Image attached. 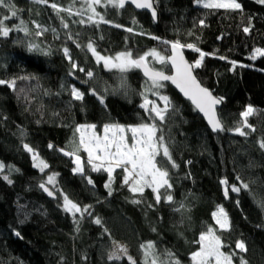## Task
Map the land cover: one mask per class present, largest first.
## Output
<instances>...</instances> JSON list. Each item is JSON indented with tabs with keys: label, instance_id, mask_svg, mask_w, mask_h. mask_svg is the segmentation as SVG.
Returning <instances> with one entry per match:
<instances>
[{
	"label": "trees",
	"instance_id": "1",
	"mask_svg": "<svg viewBox=\"0 0 264 264\" xmlns=\"http://www.w3.org/2000/svg\"><path fill=\"white\" fill-rule=\"evenodd\" d=\"M53 2L65 8L72 5V0H49V4ZM239 2L243 6L242 13L205 9L194 0H156L157 22L146 12H136L128 5L123 10L98 6L97 10L106 14V19L124 27L116 28L113 24L81 26L72 23L79 17L69 19L67 13H60L70 25L69 29H64L50 6L36 4L33 0H13L15 6L23 10L19 16L28 22L33 35L13 31L9 37L0 38V78L34 75L39 78V88L28 93L34 99L27 103L23 97L17 99L7 86H0V161L20 169L19 173L12 174L11 185L0 177V264H20L21 261L22 264H58L60 257H63V264H129L124 257L120 261L107 260L112 239L126 245L137 264L143 262L140 244L148 241L155 242L158 251H173L181 264H191L190 253L198 248L194 241L198 240L199 233L207 226L215 227L211 214L218 204L229 212L233 224V231L223 234L229 245L223 250L235 249V241L243 239L248 251L240 255L249 264H264V211L253 199V194L264 197V151L257 144L264 139V57L250 59L252 48L264 47V6L255 0ZM80 7L79 3L75 5V8ZM0 14L8 12L0 9ZM249 15L252 31L245 34L242 27L247 24ZM200 19L205 20V27L199 26ZM33 20L56 32L49 30L42 37H36ZM17 23V19L7 22L9 27ZM126 27H132L133 32L124 30ZM190 30L198 41L188 36ZM68 33L74 39H77L75 34L80 33L78 42L82 45L89 38L94 39L98 50L105 55L126 49L141 55L153 48L167 55L168 47L152 39L153 36L170 41L180 39L183 43L196 42L205 52L217 54L206 57L203 67L195 74L214 95L225 97L219 110L227 126L233 127L240 121V112L250 103L260 110L249 118L256 131L247 138L228 131L211 132L190 102L167 83L164 91L181 110L179 117L165 127L173 145L174 159L180 165L178 169H171L174 202L162 200L155 205L150 189L145 190L142 198L134 196L121 184L122 170L115 174L113 195L109 197L104 188L106 173H93L86 165L85 175L90 176L95 185L90 186L80 175H73L64 160H50L43 144L50 140L58 148L72 150L78 143L77 124L94 123L101 134L105 123L141 122L143 112L138 107L141 103L138 93L145 78L138 70L128 73L129 93L109 96L106 107L91 95H86L82 102L69 103L70 94L62 90V84H75L85 92L91 85L80 83L87 79L84 73H77L78 78L67 75L71 66L63 55L64 46L69 47L73 59L81 67L96 74L99 91L103 92L105 82L114 85L118 73L98 66L86 48H77L67 40ZM218 36L223 38L217 39ZM29 41L50 48L51 55L28 53L25 46ZM183 51L190 62L198 56L190 49ZM219 55L237 61L235 69L230 70L231 64L218 59ZM149 61L151 63V58ZM164 71L170 72L168 65L164 66ZM36 85L35 80H21L17 88L27 90ZM45 90L51 94L44 95ZM20 128L27 132L24 141L35 146L49 163L50 169L45 173L34 169L30 156L23 151ZM81 155L86 160V154ZM188 160L192 161L190 165L184 163ZM53 172L59 173L58 184L71 199L82 205H93L94 215L102 218L103 227L109 229L111 237L102 236L103 228L88 217L81 222L80 232H75L72 217L58 208V200L49 199L37 186ZM237 174L245 182L256 183L251 185V192L244 191L238 197L231 194L232 198L225 200L219 179L228 177L230 182H235ZM133 199L142 202L134 204ZM236 199L240 200L239 207ZM177 202L184 203L183 213L173 210L179 207ZM149 204L155 206L149 208ZM20 205L29 212L23 224L19 223L25 219ZM39 208L46 214L37 212ZM13 229L20 231L22 238L16 237ZM234 264H239L238 257L234 258Z\"/></svg>",
	"mask_w": 264,
	"mask_h": 264
},
{
	"label": "snow or ice",
	"instance_id": "2",
	"mask_svg": "<svg viewBox=\"0 0 264 264\" xmlns=\"http://www.w3.org/2000/svg\"><path fill=\"white\" fill-rule=\"evenodd\" d=\"M34 3L40 5H48L55 10L60 18L61 26L64 29H69L70 25L60 13H67L69 19L79 17L78 20H72V23H78L81 26L93 25L99 27L101 24H113L111 20L105 18L106 14L97 10L98 6H111L115 9L123 10L126 3H130L138 10H150V15L153 21L158 18V10L156 0H72V5L69 7H61L53 2L49 4V0H33ZM197 5H202L205 9H224L231 12H243L242 3L239 0H194ZM256 3L264 6V0H255ZM79 3L80 8H75ZM0 9H6L8 14H0V38H7L13 31L23 32L25 36L33 35L28 27V22L19 16L23 11L18 9L13 0H0ZM12 19H17L18 23L9 27L7 22ZM135 23V20H133ZM31 24L35 27L34 35L42 37L45 32L55 29H48L39 22L33 20ZM199 26L205 27V20L198 21ZM116 28L124 26L113 24ZM195 27V25H194ZM129 33L133 32L132 27H126ZM245 34L252 31L251 15L248 17V22L242 27ZM143 34V33H141ZM77 39H74L71 33L67 34V40L71 41L77 48H86L91 54L95 63L107 72L118 73L116 83L108 84L105 82L103 92L99 91V85L96 81V74L91 69L81 67L76 60L73 59L70 49L67 46L62 48L65 59L69 62L71 68L67 73L69 77L78 78L77 73H84L87 79L81 80L84 85H91L87 92L82 91L75 84H62V90L68 91L72 101L82 102L86 95H91L97 99V102L102 106H107L109 96L124 94L127 95L130 91L127 75L131 71H142L145 78L144 84L138 95L141 97V103L138 105L143 112L141 122L137 124L124 125L120 123H105L103 124L102 134L97 132V125L77 124L75 133L78 134V143L72 150L65 148H57L54 143H49L47 148L52 151H58L62 155L69 157L73 164L71 172L73 175H80L86 179L90 186H95L94 181L90 176L85 175L86 165L93 173H106L107 181L104 188L107 190V195H113V182L117 170H122L121 184L134 196L139 195L141 198L146 189H150L154 194L155 205H159L162 200L166 203H173L174 196L172 190L174 182L171 175V169H178L180 165L176 162L173 156V145L170 137L165 133V127L175 118L179 117L181 110L177 103L164 91L167 87L166 82H171L179 89L180 93L185 98L191 101L195 109L203 114L210 131L213 133L232 132L235 135L247 138L251 132H255L256 128L249 123V118L257 114L260 110L252 104H248L240 112V121L236 122L233 127H228L223 120L220 106L225 102V97L214 95L213 91L204 86L195 74L198 69L204 65L205 58L208 56H217L215 52L209 53L197 46L196 42L183 43L180 39L164 40L160 37H151L159 40L161 44L168 47L170 55H164L160 50L153 48L144 52L141 55H136L131 49L117 52L115 55H105L98 50L96 41L89 38L86 44L78 42L80 33L75 34ZM188 36L194 37L193 31L188 32ZM223 36H218L217 39H222ZM103 39V37H101ZM17 43H22L18 41ZM26 51L30 54L38 53L45 56L51 55L50 48H42L40 44L34 41H29L26 46ZM190 49L197 53L198 56L194 61L185 59L183 49ZM258 57H264V47H254L250 52V59L256 60ZM151 58V63L149 61ZM222 61L231 64L234 70L237 66V61L230 60L226 55L217 57ZM160 65L157 68L154 65ZM170 65L172 74H166L164 66ZM35 80L37 85L30 89L17 88L18 81ZM39 78L34 75H24L11 77L8 79L0 78V86H7L9 90L14 92L17 99L23 97L25 102L31 103L34 97L29 96V92H36L39 88ZM44 95H50L47 90ZM40 123V121H37ZM19 134L22 140L21 147L23 151L30 156L31 164L34 169L40 173H45L50 169L49 163L41 157L35 146L24 141L27 135L26 130L19 129ZM258 147L264 151V139L257 141ZM86 154V160L81 155ZM186 165L192 163L191 160L184 162ZM7 172V174H5ZM20 169L11 164L0 162V177L7 181L9 185L13 184L11 176L13 173H19ZM59 173L53 172L42 179L37 185L43 193L49 198L58 200V208L68 216L72 217L75 226V232H80V224L85 217L91 218L92 223L103 228V235L111 237L109 229L103 227L102 218L95 216L92 204H81L70 198L69 194L65 193L58 184L57 177ZM190 176V173H189ZM255 181L245 182L239 174L235 176V182H230L228 177L219 179L221 186V194L225 200H230L231 194L237 197L244 191L251 192V185ZM166 193V195H162ZM254 203L264 211V197H259L258 194H253ZM100 201H97L99 203ZM134 204H140L141 199H133ZM178 208L174 211L183 213L185 205L183 202H177ZM235 204L240 206V200L236 199ZM155 205L149 204L148 207ZM20 211L25 219L19 221L20 224L25 223L29 217V212L24 205H20ZM41 214H46L42 208L36 209ZM212 218L215 222V227L207 226L205 230L199 233L198 240L194 241L198 245L195 251L190 253L191 264H234V258L238 257L239 264H249L241 253H247L248 248L243 239L235 241V249L224 251L229 247L223 239V234L233 231V224L230 220L229 212L221 204L216 205V210L212 212ZM156 229L154 228L153 231ZM13 234L21 237V232L13 229ZM140 249L143 252L142 264H181V261L176 258L173 251L165 249L158 251L155 242L148 241L140 244ZM238 250V251H237ZM126 257L129 264H137V261L128 254V247L114 239L111 240V250L107 254L108 261H120ZM22 264V261L20 262ZM58 264H63V257H60Z\"/></svg>",
	"mask_w": 264,
	"mask_h": 264
},
{
	"label": "water",
	"instance_id": "3",
	"mask_svg": "<svg viewBox=\"0 0 264 264\" xmlns=\"http://www.w3.org/2000/svg\"><path fill=\"white\" fill-rule=\"evenodd\" d=\"M126 5L133 7V9H134L136 12H146V13L151 17V15H150V10H138V9H135V7H134L133 5H131L130 3H126ZM157 21H158V18H157V20L154 21V22H157ZM183 54H184L185 59L188 60V61H190V60L186 57L184 51H183ZM167 55H170V51L168 52ZM168 67H169V69H170V72H166V71H165V72H166V74L171 75V74H172V71H171V67H170V65H168ZM138 71H140V70H138ZM140 73H141V75H142V77H143L142 71H140ZM166 83L170 84L171 87H172L174 90H177V92L179 93V95H180L185 101H189L190 104L192 105L191 101L188 100L187 98H185V97L183 96V94L180 93L179 89H177V88L175 87V85L171 84V82H166ZM192 107L195 109L194 105H192ZM195 111H197V113H199L198 110L195 109ZM199 115L201 116V118L203 119V121H205V123H206V125H207V122H206V120L204 119L203 114H202V113H199ZM207 127H208V129L210 130V128H209L208 125H207ZM45 195H46V194H45ZM46 196H47V195H46ZM47 197H48V196H47ZM48 198H49V197H48ZM49 199L53 200L52 198H49Z\"/></svg>",
	"mask_w": 264,
	"mask_h": 264
},
{
	"label": "rangeland",
	"instance_id": "4",
	"mask_svg": "<svg viewBox=\"0 0 264 264\" xmlns=\"http://www.w3.org/2000/svg\"><path fill=\"white\" fill-rule=\"evenodd\" d=\"M202 6V5H201ZM115 55V54H114ZM102 134V133H101ZM53 143L52 141H46L45 144H43L45 147H46V151H47V157L50 158V160H53V161H62L64 160V162L67 164V167L71 170V168L73 167V164L71 162V159L69 157H66L64 155H62L60 152L58 151H52V150H49L47 148V145L49 143ZM58 148V147H57ZM1 162V161H0ZM120 243V242H119ZM122 244V243H121ZM130 255V253H128ZM126 258V257H124Z\"/></svg>",
	"mask_w": 264,
	"mask_h": 264
}]
</instances>
